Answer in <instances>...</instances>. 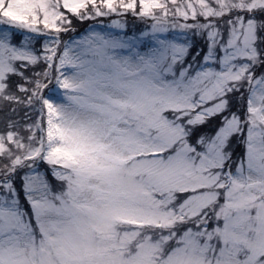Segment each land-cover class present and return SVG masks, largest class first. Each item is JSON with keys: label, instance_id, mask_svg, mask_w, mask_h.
Segmentation results:
<instances>
[{"label": "snow or ice", "instance_id": "obj_1", "mask_svg": "<svg viewBox=\"0 0 264 264\" xmlns=\"http://www.w3.org/2000/svg\"><path fill=\"white\" fill-rule=\"evenodd\" d=\"M0 106V264H264V0H0Z\"/></svg>", "mask_w": 264, "mask_h": 264}, {"label": "trees", "instance_id": "obj_2", "mask_svg": "<svg viewBox=\"0 0 264 264\" xmlns=\"http://www.w3.org/2000/svg\"><path fill=\"white\" fill-rule=\"evenodd\" d=\"M129 18V24L127 26V30L129 31V33H131V31H133L134 29H143L145 27L144 23L135 19V20H131L130 16H127ZM102 19V17H100ZM98 18H96L95 20H92L93 22H97L99 21ZM91 20H85V21H74V27L76 29V33H79L80 31L83 30V27L86 26L87 22H89ZM72 34V32L69 33H64L63 35H61L62 40L66 37V36H70ZM198 43L201 48H204L205 45L202 42H196ZM195 43V44H196ZM195 44L193 45V47H195ZM41 46V43L39 45V47ZM42 48V46L40 47ZM190 51H194V48H192ZM38 70V69H37ZM45 92H47V89H45ZM8 119H11L13 121H20L22 124L23 123H28V120L24 117V110L23 109H17V112L13 113L11 111L10 107H4V106H0V133H3L6 131L7 129V122ZM43 170V169H41Z\"/></svg>", "mask_w": 264, "mask_h": 264}, {"label": "rangeland", "instance_id": "obj_3", "mask_svg": "<svg viewBox=\"0 0 264 264\" xmlns=\"http://www.w3.org/2000/svg\"><path fill=\"white\" fill-rule=\"evenodd\" d=\"M131 18V20H135V18L134 17H132L131 16V14H128ZM127 15V16H128ZM127 16H124V17H115V16H113V17H102V19L99 17V21L98 22H100V23H102V25L103 26H107L108 24H110L111 23V20L112 19H120V20H122L123 22H125L126 24H127V26H128V24H129V18L127 17ZM189 22H191V21H189ZM89 25H93V26H95V27H99V26H101V25H96V24H93V21L91 20V21H89L88 23H87V25H86V27L81 31V32H79L78 34H76V32H72V34L70 35V36H66L63 40H69L70 38H72V37H74V36H78V35H80V34H84L85 32H86V30L88 29V27H89ZM84 32V33H83ZM63 35V34H62ZM189 35H191V34H189ZM193 41H195V42H202V43H204V41H203V39H200V38H193V40H192V42ZM43 45V41H41V46ZM40 46V47H41ZM197 51H200L201 53H203V52H205L206 51V48H205V50L202 52L200 49H198ZM196 52V51H195ZM193 55H195V53L193 54ZM188 59H191V56H189L188 57ZM39 70V69H38ZM31 121L30 120H28V123H30ZM41 171H43V170H41Z\"/></svg>", "mask_w": 264, "mask_h": 264}]
</instances>
